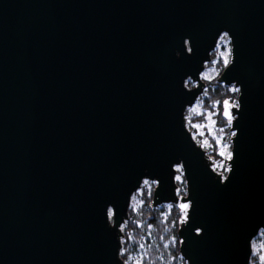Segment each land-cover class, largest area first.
<instances>
[{
	"label": "water",
	"instance_id": "obj_1",
	"mask_svg": "<svg viewBox=\"0 0 264 264\" xmlns=\"http://www.w3.org/2000/svg\"><path fill=\"white\" fill-rule=\"evenodd\" d=\"M221 30L235 59L217 80L242 88L239 109L223 105L237 131L223 184L185 123ZM145 180L150 207L180 209L189 264H248L264 225V0H0V264H125Z\"/></svg>",
	"mask_w": 264,
	"mask_h": 264
},
{
	"label": "rangeland",
	"instance_id": "obj_2",
	"mask_svg": "<svg viewBox=\"0 0 264 264\" xmlns=\"http://www.w3.org/2000/svg\"><path fill=\"white\" fill-rule=\"evenodd\" d=\"M228 43L226 40L218 41L214 51H217V56L222 58L224 61L229 59L227 52ZM217 57L211 59L205 64V68L201 74L202 79L209 81L217 75ZM195 84V82L192 81ZM192 83L189 86H192ZM232 88V86H230ZM206 87L203 92L198 97L197 101L190 106L185 113L186 125L193 132V134L199 139V141L204 145L207 154L212 153L214 146L217 149L219 158L212 159L214 167L219 172L223 171V168L227 166V156L230 152L228 139V132L226 126L219 123L218 113L219 106L218 102L215 101L211 106L205 104L206 99ZM236 103V102H233ZM223 110V109H222ZM230 123V121L228 120ZM179 192L183 189L186 191L185 180L182 174V169L179 166ZM156 185L155 181L145 180L141 188L136 191L130 202V208L136 216L133 220V226L131 227L128 234H125L124 229L126 221L122 225L123 235L121 237V252L128 250V257L125 259V264H143L145 258V249L148 244L153 241V235L149 225L144 227L145 220L142 219L141 210L145 206V195L148 194L149 190L154 189ZM179 195H183L180 194ZM173 204L166 203L159 205L155 208L160 210V215L166 217L170 211ZM129 219V218H128ZM251 259L253 264H264V229H261L259 233L252 240V255ZM176 264V261H173Z\"/></svg>",
	"mask_w": 264,
	"mask_h": 264
},
{
	"label": "trees",
	"instance_id": "obj_3",
	"mask_svg": "<svg viewBox=\"0 0 264 264\" xmlns=\"http://www.w3.org/2000/svg\"><path fill=\"white\" fill-rule=\"evenodd\" d=\"M217 55V51H213L211 54V59L217 57V75L213 79L205 81L207 93L205 104L207 106H211L215 101L218 102V120L219 123L226 126V130L228 132V139L230 142L231 131L230 127L228 126L229 122L223 117L222 109L225 100L236 102L238 93H236L230 86H226L218 82L217 79L223 70L224 60L222 58H219ZM229 147L231 149V144L229 145ZM209 156L212 159L219 158V154L215 146L212 150V153H209ZM152 192L153 189L149 190L148 194L145 195V206L141 210L142 219L145 220L144 227H146L147 224L151 225L150 229L153 235V241L148 244L147 248L145 249V252L150 253L148 259L155 258L160 261V264H163V261L167 258L163 250V243L170 239V235L176 238V249H173L170 244L167 252L170 253L173 257L178 256L177 249H179V238L177 235V231L180 226L181 211L179 208L172 205L170 213L166 217H162L160 215L159 209L150 207ZM185 192L186 191L183 189L179 193L184 194ZM135 216L136 215L131 210H129V219L126 222L124 229L125 234H128L131 227H134L133 220L136 218ZM156 249H159V251L152 254ZM123 253L124 255L122 259L125 261V259H127L128 257V250H124ZM143 264H146V258H144Z\"/></svg>",
	"mask_w": 264,
	"mask_h": 264
},
{
	"label": "clouds",
	"instance_id": "obj_4",
	"mask_svg": "<svg viewBox=\"0 0 264 264\" xmlns=\"http://www.w3.org/2000/svg\"><path fill=\"white\" fill-rule=\"evenodd\" d=\"M226 40L227 43H228V47H227V52H228V55L230 56V59H226L223 63V70L226 71L227 68L231 67L232 64L234 63V59H235V53H234V48H235V45H234V42H233V38L232 36L230 35V33L226 30H221V32L219 33L217 39H216V42L214 45H217V42L218 41H224ZM184 48H185V51L188 53V54H191L193 49L190 45V39L185 37L184 38ZM179 53H177L178 55ZM192 83V76L189 75L187 76L184 80H183V88L184 89H187L189 87V84ZM230 86H232V89L238 93V98L242 95V88L239 84H237L235 81H233L231 84H228ZM192 86L195 87V84L192 83ZM237 98V103H236V109H239L240 108V102H239V99ZM236 117L234 116L232 119L234 120ZM229 127L232 128V123L230 122ZM237 136V131L236 130H232L231 131V149L233 147V138ZM227 159L228 161H232L234 159V153L233 151L231 150L229 153H228V156H227ZM182 166H183V162H179ZM176 163H174L172 165V168L175 166ZM231 170H232V165H230L229 163L227 164L226 167L223 168V171L222 172H218L216 173L219 177H220V182L223 184V183H226L227 180H228V177L229 175L231 174ZM226 173V174H225ZM143 178V177H142ZM141 178V179H142ZM157 183H159L158 180L154 179ZM141 182V180H140ZM186 195L188 196L189 195V192L187 191L186 192ZM191 207H192V202L190 200H188V203H187V208H188V212L190 213V210H191ZM105 215H106V219H107V222H108V225L109 226H112V223H110V217L112 216H115V209L113 207V205L109 204L106 206V209H105ZM189 221V217H188V213L185 214V219L181 222L183 224H186L187 222ZM148 227H151V225H149ZM264 229V225H261V226H258V229ZM194 232L197 234V235H200L202 234V229L201 228H195L194 229ZM120 241V240H119ZM184 241L183 239L181 238L179 240V249H177L178 251V256L177 257H173L170 253L167 252L168 248H169V245L171 244V247L173 249H176V238L175 237H172L170 235V239L168 241H165L163 243V250L165 252V255H166V259L163 261V264H173V261H176V264H189V260L187 258H185L182 253H181V246L183 245ZM159 249H156L154 250V252L152 254H154L155 252H158ZM123 255L124 253L121 252V243H120V247L117 251V257L118 259L121 261L122 258H123ZM150 253L149 252H145V258H146V264H160V261L158 259H148ZM248 264H253L252 262V259L251 257H249L248 259Z\"/></svg>",
	"mask_w": 264,
	"mask_h": 264
},
{
	"label": "built area",
	"instance_id": "obj_5",
	"mask_svg": "<svg viewBox=\"0 0 264 264\" xmlns=\"http://www.w3.org/2000/svg\"><path fill=\"white\" fill-rule=\"evenodd\" d=\"M185 121H186V116H185ZM207 152V151H206ZM212 165L214 166V164H213V161H212ZM218 171V170H217ZM219 172V171H218ZM226 174V173H225Z\"/></svg>",
	"mask_w": 264,
	"mask_h": 264
},
{
	"label": "snow or ice",
	"instance_id": "obj_6",
	"mask_svg": "<svg viewBox=\"0 0 264 264\" xmlns=\"http://www.w3.org/2000/svg\"><path fill=\"white\" fill-rule=\"evenodd\" d=\"M182 207L187 208V205H182Z\"/></svg>",
	"mask_w": 264,
	"mask_h": 264
}]
</instances>
